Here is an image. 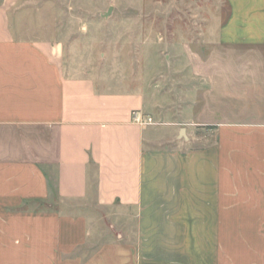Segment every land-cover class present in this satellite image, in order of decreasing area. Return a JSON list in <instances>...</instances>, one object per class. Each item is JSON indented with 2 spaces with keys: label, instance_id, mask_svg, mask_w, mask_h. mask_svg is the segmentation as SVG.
I'll list each match as a JSON object with an SVG mask.
<instances>
[{
  "label": "crops",
  "instance_id": "1",
  "mask_svg": "<svg viewBox=\"0 0 264 264\" xmlns=\"http://www.w3.org/2000/svg\"><path fill=\"white\" fill-rule=\"evenodd\" d=\"M228 2L218 44L264 45V0ZM34 3L0 0V264H264V79H195L173 108L156 80L69 71L60 42L23 38ZM98 210L123 231L79 255Z\"/></svg>",
  "mask_w": 264,
  "mask_h": 264
},
{
  "label": "rangeland",
  "instance_id": "2",
  "mask_svg": "<svg viewBox=\"0 0 264 264\" xmlns=\"http://www.w3.org/2000/svg\"><path fill=\"white\" fill-rule=\"evenodd\" d=\"M245 6L256 10L257 3ZM230 11L228 0H35L22 11L20 26L23 38L60 42L67 70L73 66L100 79L156 80L176 108L178 98L184 105L196 101L195 79H264V45L229 50L213 34L215 19L224 22ZM196 146L193 140L190 147ZM59 206L67 215L90 210L82 202L51 205ZM93 213L104 221L103 240L79 255L123 231L109 212Z\"/></svg>",
  "mask_w": 264,
  "mask_h": 264
},
{
  "label": "built area",
  "instance_id": "3",
  "mask_svg": "<svg viewBox=\"0 0 264 264\" xmlns=\"http://www.w3.org/2000/svg\"><path fill=\"white\" fill-rule=\"evenodd\" d=\"M132 118L134 121L141 124H152L153 120L151 117H143L138 111L132 113Z\"/></svg>",
  "mask_w": 264,
  "mask_h": 264
},
{
  "label": "water",
  "instance_id": "4",
  "mask_svg": "<svg viewBox=\"0 0 264 264\" xmlns=\"http://www.w3.org/2000/svg\"><path fill=\"white\" fill-rule=\"evenodd\" d=\"M110 10V9H109ZM109 13V11L106 13V15ZM184 129L181 130V133H183Z\"/></svg>",
  "mask_w": 264,
  "mask_h": 264
}]
</instances>
